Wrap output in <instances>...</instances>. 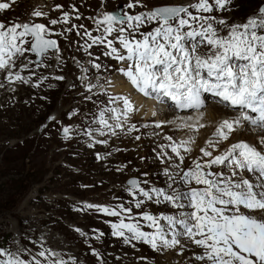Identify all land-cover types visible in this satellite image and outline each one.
<instances>
[{
	"label": "snow or ice",
	"instance_id": "obj_1",
	"mask_svg": "<svg viewBox=\"0 0 264 264\" xmlns=\"http://www.w3.org/2000/svg\"><path fill=\"white\" fill-rule=\"evenodd\" d=\"M233 4L234 0H191L149 7L146 0H128L123 7L106 11L101 0L100 10L88 17L97 35L84 24L72 23L73 14L76 20L82 16L75 5L64 11L61 4H56L53 10H61L57 18H50L41 10L31 13L32 17H43L47 23L0 22V72L6 73L9 85L18 82L39 87L48 77L40 75L32 83L36 69L51 67L49 61L53 58L57 66L61 62V48L54 37L68 39L66 34L74 30L81 36L83 30L87 39L83 44L75 42L77 51L91 56L89 49L103 45L102 55L119 65L114 71L126 78L137 93L154 102L153 117L158 114L156 106H160L161 113L173 114L171 119L156 120L152 125L145 123L142 127L154 126L163 131V126L172 125L198 133L206 127L202 122L208 106L206 96L218 108L232 113L215 124L214 131L199 147L201 155L191 158L187 166L185 161L191 157L195 136L179 141L163 136L168 143L158 144L159 151L154 157L162 167L153 173L164 177L163 186L149 179L132 178L124 189L131 198L128 205L84 202L77 209L115 217L116 221L110 222L111 235L125 245L135 248L142 243L154 252L172 250L177 255L190 252L184 264H264V5L255 15L238 22L224 15L233 10ZM9 7V2H0V11ZM137 7L143 10L135 12ZM55 26L61 30L56 31ZM149 26L150 30L145 31ZM29 53L34 60L29 59ZM72 59L81 69L78 79L88 93L105 91L101 79L112 85L111 79L99 74L96 83H92L85 75L88 69L75 57ZM99 59L97 56L96 61ZM96 61L88 63L97 73L102 68L107 71V65ZM25 71L27 77L22 74ZM84 98L91 100L92 95ZM108 105L100 108L93 120L98 127H89L83 133L88 137L89 148L107 145V139L97 136H118L116 129L124 135L139 131L130 120L143 105L136 106L126 94H108ZM189 111L192 114H181ZM76 114L73 109L68 116ZM61 130L66 140L71 138L72 125H61ZM251 133L257 137L255 144L244 139L228 143L234 135ZM151 135L159 136L160 132ZM225 144L226 147H221ZM107 155L110 153L104 154ZM104 156L98 153L96 158ZM148 205L163 206L164 210L154 213L148 210ZM134 209L140 211L133 214ZM145 227L149 230L145 231ZM75 231L82 237L88 235L79 228ZM101 236L103 233L95 238ZM91 252L98 264H105L98 251ZM24 253L31 259L23 258ZM69 259L71 264H77L75 258ZM0 264H69V261L41 244L35 254L26 248H17L15 252L0 248Z\"/></svg>",
	"mask_w": 264,
	"mask_h": 264
},
{
	"label": "rangeland",
	"instance_id": "obj_2",
	"mask_svg": "<svg viewBox=\"0 0 264 264\" xmlns=\"http://www.w3.org/2000/svg\"><path fill=\"white\" fill-rule=\"evenodd\" d=\"M127 2L128 0H104V10L114 11L117 6L123 7ZM146 2L151 7L165 3H188L191 0H146ZM11 3L12 10L0 15V22L8 24L35 20L47 23L43 17H32L31 13L34 10H41L48 13L50 18H57L61 10H53L56 4H61L64 11H69V6L75 5L82 16L80 20H76L73 14L72 23L84 24L93 35L98 34L94 31L95 25L88 17L95 16L100 10L101 0H14ZM263 4L264 0H234L233 10L224 15L230 16L232 21L244 22L249 16L255 15ZM141 10L143 9L137 7L135 12ZM55 30L60 31V26H55ZM80 31L81 36H77L75 30L67 33L68 39L54 37L61 48V62L57 66L53 58L49 61L51 67L36 69L32 83H35L40 75L48 77L40 87L17 82L24 90L19 93L30 100L25 106L16 105L12 109L6 105L0 106L2 113L0 114V248L13 252L17 248H26L35 254L41 249L42 244L44 248L59 253L69 261V264H71L70 257L75 258L77 264H98L96 257L92 255V249L100 253L105 264H168L170 259L180 258V255L175 251L168 253V250L154 252L142 243L136 244L135 248L125 245L121 239L111 235L110 222H115V217L105 216L95 210H77L84 202L93 204L122 202L128 205L131 198L124 189L127 181L132 178L149 179L157 186H163L164 177L153 174L158 173L162 167L154 159L156 152L159 151L158 137L162 138L167 133L181 136L186 132L185 129H175L172 125H168L167 128L166 125L163 126V131L153 127L144 128L142 125L147 121L140 113L138 118L132 115L130 120V123L135 124L139 129L138 132L133 131L130 135H124L120 129H116L118 136H97L98 139H107V145L95 144L89 148L88 137L83 133L89 127L93 129L98 127L93 120L98 116L100 108L110 106L108 94L117 95V92H114L115 84L116 87L125 86L127 89L123 91L124 94L130 95L135 103V98L140 96L144 100L149 99L142 97L127 81H123L125 78L114 71L117 62L103 56L104 49L100 46L94 45L89 49L91 56L83 50L77 51L75 42L79 41L83 44L87 39L83 37V30ZM27 55L29 59H35L31 53ZM97 56L100 57L98 61H96ZM73 57L88 69L85 75L91 78L92 83H96V75L99 74L101 77L111 79L112 85L108 86L106 81L101 79L100 83L105 85V91L98 94L88 93L82 86V81L78 79L82 73ZM89 60L107 65V71L102 68L97 73L88 63ZM33 67L34 65H30V68ZM22 74L28 76L27 71ZM54 76H63L64 79L55 80L52 78ZM4 78L5 74L0 78V84L4 85L0 89L6 87ZM48 80L52 87H49ZM67 86H71L72 105L76 106V115L71 118L62 115L57 119V115L52 113L50 117H55V120L25 117V112L34 107V100L43 102L46 107H54L57 104H62L64 107L66 100L71 98L64 94ZM32 92H36V99H29ZM93 93H97V89H93ZM88 95H92L91 100L84 98ZM23 96L20 98L23 99ZM207 104V108L215 105ZM207 108L204 110L205 114L208 112ZM8 111L11 116L4 117V112ZM218 116L213 117V120H218ZM1 117L5 119L2 120ZM66 119L73 122L70 124L73 126V131L69 134L71 138L67 140L61 130V125L67 126L65 123L69 122L64 121ZM153 122L148 121L147 124ZM214 125L211 130L214 129ZM154 131L160 132L157 139L151 135ZM137 135L140 136L139 140L135 139ZM238 136L240 138H237V135L233 136L234 141L244 139L249 143H257L254 133ZM182 138L187 137L182 136ZM165 143L168 142L159 141V144ZM153 148L156 151H153ZM98 153L101 156L105 153L110 155L98 160L96 158ZM198 154L201 155L199 150ZM141 157L145 159L142 160ZM187 164L188 162L185 161L186 166ZM117 168H120V171H117ZM145 172L150 174L149 177L142 175ZM14 182H19L15 186L18 188L16 191L11 190ZM148 210L155 213L164 209L163 206L158 208L155 205H148ZM137 211L140 210L134 209L133 214ZM141 223L143 224V221ZM76 228L87 233V237L80 236L75 231ZM144 230L149 229L145 227ZM99 233H103V236L96 239ZM190 256V252L186 251L184 255L181 254V259L185 260L178 263L184 264ZM23 258L31 259L27 253L23 254Z\"/></svg>",
	"mask_w": 264,
	"mask_h": 264
},
{
	"label": "bare ground",
	"instance_id": "obj_3",
	"mask_svg": "<svg viewBox=\"0 0 264 264\" xmlns=\"http://www.w3.org/2000/svg\"><path fill=\"white\" fill-rule=\"evenodd\" d=\"M9 0H0V2H8ZM12 1H14V0H12ZM11 1V2H12ZM10 2V7H9V9H7V10H4V11H0V15H3V14H5V13H7V12H9L10 10H12V8H13V5H12V3ZM10 17H12V16H10ZM150 27L151 26H149L148 28H145V30L147 31V30H150ZM109 38H111V37H109ZM100 47L102 48V49H104V46L103 45H100ZM107 59H109V60H111L112 61V59L110 58V57H106ZM19 62V61H18ZM119 65H117V67H118ZM25 73V72H24ZM6 75V73H4V72H0V78L3 76V75ZM27 77V76H26ZM4 80H5V78H4ZM124 82L125 81H127L126 80V78L123 80ZM5 84H6V87L4 88V89H0V106H3V105H6V106H8L9 107V109H12V107H14V106H16V105H21V106H25V104L26 103H28L30 100H28V99H25L24 98V96L22 95V93H19V92H22V91H24L23 89H21L20 88V86H19V84L18 83H15L14 85H9L7 82H4ZM47 83L49 84V85H51L50 84V82H49V80L47 81ZM22 85V84H21ZM42 85V84H41ZM40 85V86H41ZM39 86V87H40ZM115 86V89H114V92H117V94L118 93H125V92H123L125 89H127L125 86H122V87H116V84L114 85ZM30 88V87H29ZM28 88V89H29ZM11 89H15V91H12ZM130 91V90H129ZM30 94V93H29ZM64 94H67V95H69L71 98L70 99H68V100H66V102L64 103V107H62V104H60V105H55L54 107L53 106H51V107H46L45 106V104L43 103V102H41V101H39V100H34V107L31 109V110H28L27 112H25V117H27V118H38V117H43L45 120H47V119H49V117H50V115L52 114V113H55L56 115H57V119L60 117V116H64V117H66V115H68V113L70 112V111H72L73 109H76V106L75 105H72V102H73V98H72V96H71V86H67L66 87V90H65V93ZM20 96H23V99H21L20 98ZM35 97H37V94H36V92L35 93H33L32 92V94H31V96H30V98L29 99H32V98H35ZM143 97V96H142ZM27 98V97H26ZM36 99V98H35ZM135 100H136V103H135V105L136 106H140V105H143V107H141L140 108V111L139 112H136L135 114H133L134 116H136V118H138V115H140V113L141 114H143V116H145V121H147V123H148V121H156V120H163V119H171L172 118V115L173 114H171V113H168V112H164V113H158L157 114V116H155V117H153L152 116V108H153V104H154V102L152 101V100H144V99H142L141 98V96L140 97H138V98H135ZM206 100H207V103H213V100H212V98L210 97V96H206ZM75 102V101H74ZM135 102V101H134ZM56 103H57V101H56ZM55 103V104H56ZM27 106V105H26ZM157 107V112H159V107L160 106H156ZM66 108V109H65ZM208 110V112H207V114H205L204 115V117H203V123H205V125H206V127H204V128H202V129H200L199 130V132L198 133H192L190 130H188V129H185V133H184V135H182L181 134V136H176L175 134H169V133H167V134H165V135H169V136H172L173 137V139L174 140H176V141H179L180 139H182V136H186V137H188L189 135H194L195 136V144L193 145V152L191 153V157L188 159V160H186L188 163L190 162V159L191 158H195L196 156H198L199 154H198V150H199V147H201V146H203L204 145V142H205V140L207 139V137H209V135L211 134V131H214V129L213 130H211V128H212V125H214L215 123H217L221 118H223L224 116H226V115H231L232 113H230V112H226L225 110H223V109H221V108H218L217 106H215V105H211V106H209L208 108H207ZM138 113V114H137ZM189 114H192L190 111L188 112ZM0 114H2L1 112H0ZM181 114H184V113H181ZM216 115H219L218 116V120H213V117H215ZM3 116L4 117H9V116H11V113H10V111H8V112H4V114H3ZM132 118V117H131ZM1 119L2 120H4L5 118H2L1 117ZM155 119V120H154ZM11 121V120H10ZM49 121V120H48ZM64 121H69V120H64ZM73 122L72 121H69V122H66L65 124L66 125H70V124H72ZM136 123H137V121H136ZM140 125H141V123H140ZM149 125H152V123H149ZM167 126L168 125H166V128H167ZM165 127V126H164ZM163 127V128H164ZM174 127V126H173ZM214 127H215V125H214ZM213 127V128H214ZM153 128H154V126H153ZM150 129V128H149ZM164 132H166V130H164ZM149 134V133H148ZM121 136H123L122 134H121ZM160 136V135H159ZM164 136V135H163ZM144 137V136H143ZM154 137H156V139H157V137L158 136H154ZM236 137V136H235ZM123 138V137H122ZM159 138V141L160 140H162L163 142L165 141L164 139H163V137L162 138H160V137H158ZM234 137H232L231 138V140L228 142V143H231V142H235L234 141V139H233ZM237 138H240L238 135H237ZM127 139V138H126ZM145 139V138H144ZM135 140V139H134ZM143 140V139H142ZM131 141H132V139H131ZM159 141L157 142V145L159 144ZM149 142V141H148ZM122 143V142H121ZM132 143V142H131ZM154 143V142H153ZM152 144V143H151ZM155 145V144H154ZM125 147V146H124ZM221 147H226V144L225 145H222ZM137 149V148H136ZM146 149V148H145ZM154 149V148H153ZM149 150H151V149H149ZM170 151V150H169ZM70 155H71V153H70ZM170 252H174V251H172V250H168V253H170ZM186 253V252H185ZM185 253H183L182 255H184ZM175 254V253H174ZM191 254V253H190ZM175 256V255H174ZM172 257V256H171ZM180 258H174V259H170V263L168 262V264H180V263H178V262H183L185 259H181L182 257H181V255L179 256ZM173 258V257H172Z\"/></svg>",
	"mask_w": 264,
	"mask_h": 264
},
{
	"label": "trees",
	"instance_id": "obj_4",
	"mask_svg": "<svg viewBox=\"0 0 264 264\" xmlns=\"http://www.w3.org/2000/svg\"><path fill=\"white\" fill-rule=\"evenodd\" d=\"M17 183L19 184V182H14V186L11 188L12 191H16L18 189L17 187H15Z\"/></svg>",
	"mask_w": 264,
	"mask_h": 264
}]
</instances>
